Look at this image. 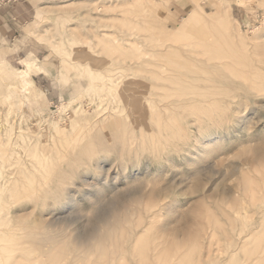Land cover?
Instances as JSON below:
<instances>
[{
  "label": "rangeland",
  "instance_id": "rangeland-1",
  "mask_svg": "<svg viewBox=\"0 0 264 264\" xmlns=\"http://www.w3.org/2000/svg\"><path fill=\"white\" fill-rule=\"evenodd\" d=\"M221 2L223 25L174 32L193 7L209 18ZM176 3L184 10L174 19ZM34 26L60 58L71 94L53 103L69 111L57 120L37 95L30 105L7 99L17 86L0 81V264H101L95 252L68 263L54 250L78 251L69 235L132 193L134 232L113 264H244L248 250L264 251V0L52 2ZM210 65L228 73L224 84L207 78ZM239 109L249 123L235 120ZM82 178L107 185L91 200L81 186L76 208L59 207ZM58 215L76 219L74 231L44 226ZM247 226L255 229L238 247ZM46 233L51 249L33 242Z\"/></svg>",
  "mask_w": 264,
  "mask_h": 264
},
{
  "label": "bare ground",
  "instance_id": "bare-ground-1",
  "mask_svg": "<svg viewBox=\"0 0 264 264\" xmlns=\"http://www.w3.org/2000/svg\"><path fill=\"white\" fill-rule=\"evenodd\" d=\"M227 12H229V6L225 5L224 2L220 3L219 8L215 11V13H213L212 16H210L209 18L205 17L202 12L199 9V6H195L193 7L190 12L185 15L184 17H182L183 20H181L180 24H178L175 28V33H182V34H187L189 31L191 32L192 30H205V29H215L217 26L219 25H223L224 24V17L227 15ZM138 57V56H137ZM25 59V58H24ZM28 61V60H27ZM31 62V61H30ZM150 62V61H149ZM161 63V62H160ZM150 66V65H149ZM204 66V65H203ZM211 66V65H210ZM147 67V66H146ZM213 69L211 70L210 76L207 77L208 79L211 78L214 82L217 83H223L225 80L228 79V73L225 72H221V70H217V67L215 66H211ZM24 68V67H23ZM30 68L31 65L26 62V69L21 71H18L16 69H14L12 66H10L8 63L6 62H2L0 64V81H4V83H8L9 85L12 84V82L14 81L15 85L17 86L16 90H13L12 92H10V86L7 88V99H14L15 101H19L23 104H29L30 102H34L36 96V92L32 93L30 92V87H32L33 82L30 80ZM35 68V67H34ZM161 68V67H160ZM194 69V68H193ZM196 69V68H195ZM137 70V69H136ZM202 70V69H201ZM208 70V68L206 69ZM36 71V70H35ZM33 71V72H35ZM140 71V70H139ZM181 71V70H180ZM188 71V70H187ZM185 71V74L186 72ZM192 71V70H191ZM149 72V71H148ZM147 72V73H148ZM173 72V71H172ZM189 72V71H188ZM208 72V71H207ZM160 73V72H159ZM158 73V74H159ZM157 74V73H156ZM155 74V75H156ZM175 74V73H174ZM180 74V73H179ZM185 74L182 73V77L185 76ZM160 75V74H159ZM162 75V73H161ZM181 75V74H180ZM188 75V74H187ZM107 76V77H106ZM181 77V78H182ZM188 77H191V75H188ZM103 81H107L109 78V75H104L103 76ZM185 78V77H184ZM182 78V79H184ZM191 78L188 80H191ZM194 78V77H193ZM93 79V78H92ZM155 79V78H154ZM160 79V78H158ZM172 79V78H171ZM170 79V80H171ZM198 79V78H197ZM204 79V78H203ZM207 79V80H208ZM143 80V79H142ZM163 80V78H162ZM165 80V79H164ZM187 81V79H185ZM200 80V79H199ZM206 80V79H205ZM230 80V79H229ZM68 81V80H67ZM92 81V80H91ZM184 82V80H182ZM193 81V80H192ZM191 81V82H192ZM166 84L168 83L167 81H165ZM172 82V81H171ZM190 82V81H187ZM195 82V81H194ZM193 83V82H192ZM213 83V82H212ZM227 83V82H226ZM254 83V82H253ZM158 84V83H157ZM163 84V83H162ZM224 84V83H223ZM231 84V83H230ZM241 84V83H240ZM160 85V83L158 84ZM210 85V84H209ZM214 85V84H213ZM226 85V84H225ZM242 85V84H241ZM241 85H233L232 88H239V90H243L244 88ZM253 85V84H252ZM88 86L91 88L93 86V84H87V88ZM162 86V85H160ZM165 86V85H163ZM168 86H171V83ZM166 86V87H168ZM192 86V85H190ZM194 86V85H193ZM206 86V85H205ZM223 86V85H222ZM229 86V84H228ZM260 86V85H259ZM86 87L84 88L83 91H87ZM153 87V85H152ZM155 87V86H154ZM217 87V86H216ZM221 87V86H220ZM33 88V87H32ZM156 88H160L159 86ZM164 89V87H162ZM185 89L187 88L184 87ZM192 88V87H191ZM190 88V90H191ZM210 88V87H209ZM263 88V87H262ZM161 89V88H160ZM194 89V88H193ZM258 89V87H257ZM93 90V89H92ZM154 90V89H153ZM158 90V89H157ZM167 90V89H166ZM188 90V89H186ZM224 90V89H222ZM233 90V89H232ZM236 90V89H235ZM89 92V90H88ZM86 92V93H88ZM184 92V91H183ZM182 92V94H184ZM207 92V91H206ZM214 92V91H212ZM211 92V93H212ZM242 92V91H241ZM6 93V92H5ZM31 93V94H30ZM188 93V92H187ZM224 93V92H223ZM240 93V92H239ZM30 95V97H29ZM221 95V94H220ZM239 95H241L244 98H248V92L244 91L242 93H240ZM240 96V97H241ZM31 98V99H30ZM214 98V96H213ZM2 99V98H1ZM5 99V98H4ZM64 99V98H63ZM167 99V98H166ZM243 99V98H242ZM66 100V99H65ZM173 100V99H172ZM200 100V99H199ZM198 100V101H199ZM232 102V101H231ZM65 103V102H64ZM69 103V102H67ZM179 104V103H178ZM191 104V103H190ZM68 104L64 105V104H58L57 105V111H58V116L56 117L57 120L61 119L63 117V115H66L69 111V106H67ZM245 105V104H243ZM201 106V105H200ZM207 106V105H206ZM220 106V105H219ZM246 108V107H245ZM257 108H264V106H258ZM149 109V108H148ZM190 109V108H189ZM200 110V109H198ZM206 110V109H205ZM202 111V110H201ZM232 111V110H231ZM230 111V112H231ZM257 111V110H256ZM235 112V111H234ZM253 112V111H252ZM237 114L235 115V120L238 121H245L247 119L246 114H242L241 110H237L236 112ZM244 113V112H243ZM256 113V112H255ZM229 114V113H228ZM150 115V114H149ZM249 120V119H248ZM246 120V121H248ZM88 122V121H87ZM249 123V121L247 122ZM43 127V126H42ZM189 128V127H188ZM113 136V135H112ZM95 139V138H94ZM206 143V142H205ZM148 152V151H147ZM86 156V155H85ZM84 156V158H85ZM88 158V157H87ZM81 159V158H80ZM92 159V158H91ZM90 159V161H91ZM97 159V158H96ZM73 162V161H72ZM78 162V161H77ZM83 162V161H82ZM81 162V163H82ZM93 162V161H92ZM126 162V161H125ZM124 162V163H125ZM80 163V162H79ZM88 163V162H87ZM113 163V162H112ZM96 164V163H95ZM111 164V163H110ZM84 165V164H83ZM112 165V164H111ZM116 165H117V159H116ZM95 166V165H94ZM115 166V165H114ZM93 168V167H92ZM103 166L101 164V162H98L94 168V172H96V174L100 173L102 170ZM126 168V167H125ZM67 169V168H66ZM126 170V169H125ZM67 172V171H66ZM126 173V172H125ZM83 174V173H82ZM87 174V173H86ZM93 174V173H92ZM95 174V175H96ZM75 175V174H74ZM74 175H70V176H74ZM91 178V177H90ZM72 179V177L70 178ZM74 180V179H73ZM114 180V179H113ZM112 180V181H113ZM71 181V180H70ZM81 185H77L75 182H72L73 186L76 188V190L74 191V193H72L73 191H71L69 188L66 191V186L63 187L62 190L66 191V194L63 198L62 202H59V207H61L62 209H67V208H72L76 201L78 200L76 198V194L82 192L81 186H84V191H83V195L84 197H86L87 199L91 200L93 198L94 192L95 191H103L104 187L107 185V182H105V186L104 185H100L98 184V182H88V180L86 178H82L80 179ZM100 182V181H99ZM109 182V181H108ZM71 184V183H68ZM109 185V184H108ZM109 187V186H108ZM65 188V189H64ZM83 188V187H82ZM106 189V188H105ZM64 191V192H65ZM60 193V192H58ZM99 193V192H97ZM61 194V193H60ZM81 194V195H82ZM134 193L130 194L129 196H127V198L125 200L122 201H115L113 202L109 208L104 211L103 213H101V215L97 216L94 218V221H90V228H88L87 230L82 229L78 231H74V229L71 227L74 223H76V219H73V217L70 216H65V215H58V216H53L50 219L44 220L43 224L46 228H48V230L51 228H56L57 226H59L60 224V229L66 230H70L72 228V230L74 231L72 234H70V240L72 241V243L75 245V248L78 247V251L76 249L75 253H71L69 250L67 251V249H58L59 251L56 253V251L54 250V254L55 256H53L54 258L56 257H64L67 256V262H73L76 261L77 259H81V258H87L89 254H93V252H95V254L101 255L103 256V259L101 260H97L95 259V257L93 259L96 260V262L101 263V264H113V261H117L118 258L121 257V243L123 238L126 237H131V235L133 234V228L130 225L131 224V217H133V215L135 214V211L133 210V208L135 209V205L136 202L139 200L140 197H138V199L136 198L135 195H133ZM57 196V195H55ZM95 196V195H94ZM133 196H135L133 198ZM61 197V196H60ZM83 197V196H82ZM83 197V198H84ZM85 198V199H86ZM137 200H136V199ZM131 199L136 200V202L130 201ZM133 202V203H132ZM51 206V205H50ZM75 207V206H74ZM76 208V207H75ZM74 208V209H75ZM51 209V208H50ZM52 210V209H51ZM50 210V211H51ZM70 212V211H69ZM68 213V212H67ZM142 214V212H140ZM138 222L136 224H138L140 221L139 219L137 220ZM84 225V224H83ZM87 226V225H86ZM83 227V226H81ZM79 227V228H81ZM249 226L244 228V231L241 235H238V237L236 238V244L238 245V247H243L244 244L247 242L248 238L250 237V235L252 234V232L254 231L255 228H252L251 230H249ZM53 230V229H52ZM66 232V231H65ZM65 234H68L65 233ZM64 234V235H65ZM61 236V235H60ZM63 236V235H62ZM52 237V235L49 234H42V236H40L39 238H36L33 240L34 243L36 244H40V245H47L49 248L53 247L52 244L48 241V238L50 239ZM59 237V236H58ZM66 237V236H65ZM56 238V237H55ZM55 240V239H54ZM64 240V239H63ZM67 238L65 239V245L67 244L68 247V242L66 241ZM64 242V241H63ZM50 243V244H49ZM70 243V242H69ZM49 244V245H48ZM59 244V243H58ZM71 244V243H70ZM55 245V244H54ZM74 245H70L71 247ZM69 246V247H70ZM66 247V248H67ZM68 247V249H70ZM74 248V249H75ZM51 249V248H50ZM72 251V250H71ZM57 254V255H56ZM70 254H72L70 256ZM260 254H264V251H262L260 249V245L258 244L257 246H255L254 249L248 250L245 254V258L243 259L244 264H253L254 260L256 257L260 256ZM256 256V257H255ZM255 257V258H253ZM66 258V257H65ZM64 258V259H65ZM90 258V257H89ZM253 258V259H252ZM62 259V258H61ZM58 260V259H57ZM85 260V259H84ZM92 260V259H91ZM94 260V261H95ZM264 260V259H263ZM54 261V259H53ZM56 261V260H55ZM258 261H260L258 259ZM72 264V263H71ZM75 264V263H74Z\"/></svg>",
  "mask_w": 264,
  "mask_h": 264
},
{
  "label": "crops",
  "instance_id": "crops-1",
  "mask_svg": "<svg viewBox=\"0 0 264 264\" xmlns=\"http://www.w3.org/2000/svg\"><path fill=\"white\" fill-rule=\"evenodd\" d=\"M66 1L70 0L0 2V63L6 62L18 71L26 69V62L31 65L30 80L42 106L40 111L43 112L50 108V102L62 101V97L71 92L67 85L60 82L66 74L60 71V58L54 52V46L47 37H43L42 41L38 40L40 34L35 31L34 24L38 18V8L42 4ZM183 10V6L176 3L169 13L175 19L183 14ZM238 18L249 24L253 21L252 16L240 15ZM70 77L73 79V76Z\"/></svg>",
  "mask_w": 264,
  "mask_h": 264
},
{
  "label": "built area",
  "instance_id": "built-area-1",
  "mask_svg": "<svg viewBox=\"0 0 264 264\" xmlns=\"http://www.w3.org/2000/svg\"><path fill=\"white\" fill-rule=\"evenodd\" d=\"M3 1H6V0H0V2H3ZM51 105H52V107H54V108L57 107V104H54L53 102H51Z\"/></svg>",
  "mask_w": 264,
  "mask_h": 264
},
{
  "label": "snow or ice",
  "instance_id": "snow-or-ice-1",
  "mask_svg": "<svg viewBox=\"0 0 264 264\" xmlns=\"http://www.w3.org/2000/svg\"><path fill=\"white\" fill-rule=\"evenodd\" d=\"M260 116H261V117H264V110H262V111L260 112ZM262 126H264V125H262Z\"/></svg>",
  "mask_w": 264,
  "mask_h": 264
}]
</instances>
